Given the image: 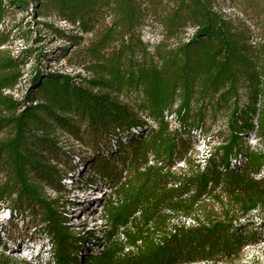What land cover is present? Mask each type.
Wrapping results in <instances>:
<instances>
[{
  "label": "trees",
  "instance_id": "obj_1",
  "mask_svg": "<svg viewBox=\"0 0 264 264\" xmlns=\"http://www.w3.org/2000/svg\"><path fill=\"white\" fill-rule=\"evenodd\" d=\"M235 1L259 33L216 0H0V208L46 238L43 264H234L264 238V0ZM52 8L95 36L92 77L45 63L51 52L33 24L66 40L59 57L83 40L35 19ZM154 22L162 40L150 47L140 32ZM19 83V97L6 92ZM195 130L214 142L203 167ZM68 141L89 155L75 162ZM79 162L90 169L84 183L111 189L99 229L69 221L65 180ZM209 198L221 212L199 214ZM178 214L197 223L173 221ZM0 264L36 263L0 251Z\"/></svg>",
  "mask_w": 264,
  "mask_h": 264
},
{
  "label": "rangeland",
  "instance_id": "obj_2",
  "mask_svg": "<svg viewBox=\"0 0 264 264\" xmlns=\"http://www.w3.org/2000/svg\"><path fill=\"white\" fill-rule=\"evenodd\" d=\"M215 7L223 11L227 17H239L242 21H246L247 24L251 23L254 25L256 21L252 12L249 9H244L235 0H216ZM16 15L17 18L21 16L20 13H17ZM35 19L53 22L62 29L83 37L80 44L69 45L66 56L59 57V49L57 48L59 46L68 45L66 40L56 38L50 32L42 30L40 26V28L37 29L33 24L31 27L36 30V33L45 36L43 44H41L43 49L51 52L49 56L51 57V60L45 63H49L48 65L50 68L61 72L80 74L87 78L92 77L93 74L90 71V61L89 58H87V47L93 43L95 36L92 34H82L79 30L73 29L71 25L59 20L58 15L53 8L50 9L48 13H45V15L36 17ZM108 21L109 18L99 27L98 30L104 29L105 24H108ZM260 27L262 26L260 25L259 28L254 26V29L259 33ZM190 32L191 29H188L181 35L183 40L187 38ZM140 34L143 41H150L156 44L162 40V27L154 22L150 27L142 29ZM32 35H34V33ZM169 44L170 47H175L177 45V41L171 39L169 40ZM114 46L111 45L106 47L103 50L104 54L107 55L110 53ZM7 47L15 53L22 47V44L19 41H13L11 44H8ZM22 91V88L16 89L14 92L16 97H19ZM222 124L223 122L221 121L219 123L220 127ZM216 128H218V126L215 127V129ZM215 129H213L211 133H213ZM246 139L248 144L252 147L258 143L257 136L250 135L247 136ZM65 143L68 144L69 148L77 154L78 158H74L75 162L79 160V155L82 159L89 155L79 144H76L73 141ZM75 164L76 167L74 173L72 174V178H67L65 180L68 189L65 197L70 202L68 205L69 221L76 231H82L84 228L88 229L92 227L99 229L102 223L100 216L102 205L105 200L111 196V189L103 182L84 183V178L90 172V169H86L87 163L82 164V162H79ZM85 169L86 172H84ZM82 173L84 176L80 179V175ZM52 195H54V193H52ZM223 206L224 204L221 201L218 202L209 198L206 206L199 211V214L203 215L207 211H211L209 210V207L212 208L215 213H220ZM9 215L10 212L7 209L0 208V235L3 241H5V246L4 248L0 246V251L11 255L13 258L18 260L26 258L28 260H32L36 264H43V261L47 260L48 256V243L46 238L41 233H38V231H34L33 228L28 227L26 225V220L23 223L20 217L15 216L13 220L8 221ZM261 217L262 216L257 211H253L250 214V218L256 223L261 220ZM96 237H100V234H97ZM189 264L203 263L193 262ZM234 264H264V238L257 244L244 247Z\"/></svg>",
  "mask_w": 264,
  "mask_h": 264
},
{
  "label": "built area",
  "instance_id": "obj_3",
  "mask_svg": "<svg viewBox=\"0 0 264 264\" xmlns=\"http://www.w3.org/2000/svg\"><path fill=\"white\" fill-rule=\"evenodd\" d=\"M249 25L257 33V31L254 29V25L251 24V23H249ZM150 26L151 25H146V26H144L143 29L148 28ZM256 39L257 38H255L254 41H256ZM146 42L150 44V47H152L155 44L154 42H150V41H146ZM22 86H23V83H19L16 86V88H14L13 90H7L6 92L12 93L14 96H16L15 93H14L15 90L18 89V88H21ZM171 117H173V115H170V118ZM145 119L150 121L148 118H145ZM194 134L197 137V142L195 144V151H194L195 158H196L197 163L201 167H203L205 165V163H206V160L209 158V156L212 153L214 142H211L208 137H205L204 135H201L200 134V130H195ZM252 136H254V134ZM150 162L152 163L153 160L151 159ZM183 167H185V162L184 161H180L179 163L176 164V166L174 168L178 169V168H183ZM253 211H256V210H252L251 213ZM172 220L175 221V222H178V223H182V224H184L186 226L195 225L197 223V219L193 215L186 216V215H183V214H178V215H175ZM241 220H244V219H241ZM248 246H250V245H248ZM248 246H246V247H248Z\"/></svg>",
  "mask_w": 264,
  "mask_h": 264
}]
</instances>
